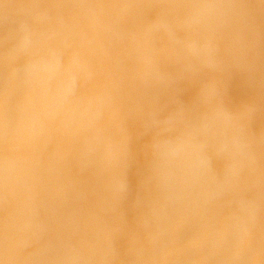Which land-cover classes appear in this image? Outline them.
I'll return each instance as SVG.
<instances>
[{
	"label": "rangeland",
	"instance_id": "obj_1",
	"mask_svg": "<svg viewBox=\"0 0 264 264\" xmlns=\"http://www.w3.org/2000/svg\"><path fill=\"white\" fill-rule=\"evenodd\" d=\"M125 2L0 0V176L5 166L12 172L10 190L0 180V223L10 215L14 218L27 203L53 221L69 223L67 238L87 247L100 229L121 218L129 223L140 219L167 233L173 250L203 259L210 237L225 229L235 213L229 198L211 206L205 201V194L236 170L237 162L225 146L224 113L206 106L188 110L177 106L154 147L155 162L142 141L126 169L91 164L86 158L79 165L73 163L82 146L91 149L119 117L115 110L109 115L113 96L122 106L142 108L150 102L154 115L169 111L168 98L151 90L150 82L171 81L178 37L199 38L197 29L175 27L157 36L160 29L154 17L116 12L113 6ZM36 4L71 6L58 10L66 23L53 29L33 7ZM245 33L244 54L251 58L259 81L264 78V12L251 11ZM215 34L227 50V34L219 29ZM6 64L13 67L14 80L21 82L10 90L3 80ZM142 68L148 85L137 90L134 78ZM177 95L190 98V85L178 86ZM231 98L235 103L264 102V93L237 74ZM253 126L264 127V116ZM150 163L155 180L149 179ZM114 171L126 177L130 187L126 198L109 192ZM249 176L246 187L255 193L259 243L264 238V143L259 141Z\"/></svg>",
	"mask_w": 264,
	"mask_h": 264
},
{
	"label": "clouds",
	"instance_id": "obj_2",
	"mask_svg": "<svg viewBox=\"0 0 264 264\" xmlns=\"http://www.w3.org/2000/svg\"><path fill=\"white\" fill-rule=\"evenodd\" d=\"M49 25L55 29L66 23L59 9L64 5L36 4ZM117 13L143 12L146 18L154 17L159 26L155 35L167 34L170 28L197 29L195 41L178 37L173 54L176 64L171 81L151 80V90L166 96L169 111L154 115L151 103L142 108L122 106L118 96L110 101L109 115L114 110L119 117L106 134L89 149L82 146L73 163L79 165L86 158L91 164H102L112 169H126L135 161L139 144L155 162L158 157L154 147L162 132L173 119L177 106L185 110L210 107L227 116V142L236 170L226 176L222 184L205 194L211 206L218 200L229 198L235 213L229 217L225 229L214 233L208 242L206 257L189 258L188 252L175 251L167 233L154 224L140 219L135 223L121 220L115 225L100 229L93 242L82 247L71 242L66 232L67 222L53 221L35 212L25 203L14 218L10 215L0 223V264H264V238L255 239V193L246 187L250 182L249 170L254 160V146L264 143V127L254 128L255 121L264 116V102L257 99L233 102V78L239 74L248 84L259 87L264 93V78L257 80L252 60L244 54L245 29L253 9L264 12V0H227L225 3H190L186 0H127L114 5ZM214 13V14H213ZM212 14V15H210ZM227 34L228 49H222L216 39V30ZM14 69L6 64L3 80L6 90L20 86L13 78ZM187 83L191 96L185 100L177 95L178 86ZM148 85L145 69L134 78L133 87L143 90ZM149 179L155 180L152 163ZM6 190L11 189L12 172L5 166L0 176ZM264 186V176L261 177ZM130 187L123 172L114 171L109 181V192L126 198Z\"/></svg>",
	"mask_w": 264,
	"mask_h": 264
},
{
	"label": "bare ground",
	"instance_id": "obj_3",
	"mask_svg": "<svg viewBox=\"0 0 264 264\" xmlns=\"http://www.w3.org/2000/svg\"><path fill=\"white\" fill-rule=\"evenodd\" d=\"M94 76V75H93ZM88 78V77H87ZM90 81V80H89ZM92 81V80H91ZM85 84V83H84ZM80 91V90H79ZM73 93V92H72ZM82 93V92H81ZM80 93V94H81ZM76 96H78V95H76ZM75 97V96H74ZM72 98V97H71ZM73 101V100H72ZM81 102V101H80ZM79 103V102H78ZM81 104V103H80ZM90 104V103H89ZM84 106V105H83ZM85 108V107H84ZM58 110V109H57ZM109 111V110H108ZM89 113V112H88ZM93 113V112H92ZM105 113V112H104ZM87 116H89V114L87 115ZM46 122V121H45ZM49 123H50V121H49Z\"/></svg>",
	"mask_w": 264,
	"mask_h": 264
}]
</instances>
